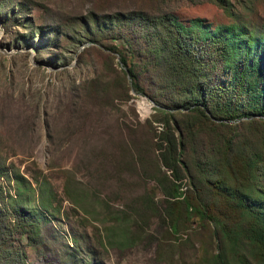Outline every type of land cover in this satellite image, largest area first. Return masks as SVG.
<instances>
[{
	"label": "rangeland",
	"instance_id": "1",
	"mask_svg": "<svg viewBox=\"0 0 264 264\" xmlns=\"http://www.w3.org/2000/svg\"><path fill=\"white\" fill-rule=\"evenodd\" d=\"M0 3V167L8 176L0 186L13 197L7 203L33 212L15 234L28 264H206L220 235L214 221L234 231L238 213L214 198L200 199L209 216L185 211L181 198L196 191L184 178L180 196L165 198L156 104L130 88L117 52L106 48L123 49V41L90 40L84 28L94 29L92 12L140 9L257 32L264 0Z\"/></svg>",
	"mask_w": 264,
	"mask_h": 264
},
{
	"label": "trees",
	"instance_id": "2",
	"mask_svg": "<svg viewBox=\"0 0 264 264\" xmlns=\"http://www.w3.org/2000/svg\"><path fill=\"white\" fill-rule=\"evenodd\" d=\"M201 20L168 10L92 12L94 29L84 30L90 40L109 34L123 41V49L106 48L117 52L130 88L156 104L161 124L153 146L165 198L180 196L184 178L196 191L181 198L185 211L209 216L200 199L214 198L238 213L234 231L214 221L220 235L206 264H264V27ZM6 195L0 186V264H28L15 234L25 232L33 212L10 205Z\"/></svg>",
	"mask_w": 264,
	"mask_h": 264
}]
</instances>
